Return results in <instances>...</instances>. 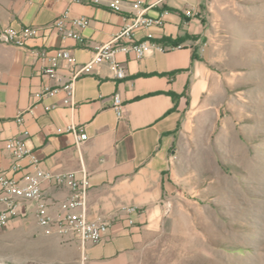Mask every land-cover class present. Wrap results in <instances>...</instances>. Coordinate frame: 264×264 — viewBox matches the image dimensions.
<instances>
[{"label":"crops","instance_id":"obj_1","mask_svg":"<svg viewBox=\"0 0 264 264\" xmlns=\"http://www.w3.org/2000/svg\"><path fill=\"white\" fill-rule=\"evenodd\" d=\"M110 1L0 0V169L11 164L7 140L18 134L15 117L23 112L30 133L27 144L40 166L77 176L85 172L88 217L108 225L100 242H86L83 248L74 234L45 235L37 224L36 202L26 201L4 230L24 237L41 234L44 242L35 244L36 253L30 255L8 245L0 264H182V259L156 257V251L166 249L163 236L173 230L181 235L182 218H189L170 206L167 178L176 131L184 108L203 105L224 87L214 60L213 28L221 23L220 11L244 0H120L119 10H112ZM137 1L148 7L149 16L164 8L170 13L162 26H140L131 36L115 39L125 18L136 12ZM66 10L89 19L85 29L75 28L82 42L62 39L52 27ZM24 26L38 29L22 44L7 38L6 28ZM163 38H181V47L163 51L152 45L141 58L132 50H116L112 57L124 68L122 78L108 60L92 63L77 77L71 105L63 104L64 92L39 101L34 96L52 83L43 69L55 48L72 52L73 64L62 68L69 77L106 44ZM115 94L124 103L120 118L111 106ZM70 126L81 128L86 140L77 144ZM68 192L65 185L44 184L43 200L56 213ZM124 206H135L136 211L128 214Z\"/></svg>","mask_w":264,"mask_h":264},{"label":"rangeland","instance_id":"obj_2","mask_svg":"<svg viewBox=\"0 0 264 264\" xmlns=\"http://www.w3.org/2000/svg\"><path fill=\"white\" fill-rule=\"evenodd\" d=\"M220 14L212 46L224 87L182 112L167 180L171 208L189 218H182V239L179 230L164 235L166 249L156 257L264 264V0L227 5ZM7 227H0L1 255L10 244L35 254L44 242V235Z\"/></svg>","mask_w":264,"mask_h":264},{"label":"built area","instance_id":"obj_3","mask_svg":"<svg viewBox=\"0 0 264 264\" xmlns=\"http://www.w3.org/2000/svg\"><path fill=\"white\" fill-rule=\"evenodd\" d=\"M108 6L112 10H119L120 0H111ZM133 8L136 12L125 18L126 22L115 39L121 36H131L133 30L140 26L146 28L162 26L164 17L170 13L167 8H164L157 16H149L146 14L148 7H142L140 1L134 2ZM186 14H190V12L186 11ZM88 25L89 19L87 17L72 16L66 10L53 22L52 27L58 32L60 38H71L82 42L84 38L76 29L83 30ZM37 29L31 26H24L19 30L8 27L5 29V34L15 44H22L23 40L34 35ZM152 45L163 51L181 47L179 43L164 44L146 40L120 46H114L112 42L100 48L91 62L80 67L69 77L62 72V68L73 64L72 52L65 47L55 48L48 54V63L43 69L44 75L52 83L43 85L34 93V96L39 101L45 97L64 92L63 104L71 105L75 81L81 72L90 70L92 63L108 60L114 68L116 76L122 78L125 76L124 68L113 59V53L116 50L124 52L132 50L138 58H141ZM111 106L116 116L120 118L124 111V103L118 94L113 96ZM15 120L20 126L19 132L7 140L11 164L6 170L0 169V227L9 226L26 201H35L37 224L45 235L74 234L80 240L83 248L86 242H100L107 232L108 225L88 217L89 180L86 173L82 171L81 175L77 176L74 171L52 172L43 169L40 166V159L27 144L30 133L24 126L23 112L18 113ZM70 130L74 133L77 144L86 140V135L81 128L70 126ZM44 184L65 185L69 190L66 198L59 202V211L56 213L51 212L43 200ZM124 209L128 214L136 211L135 206H124ZM127 221L130 224L133 223L131 218H128Z\"/></svg>","mask_w":264,"mask_h":264},{"label":"trees","instance_id":"obj_4","mask_svg":"<svg viewBox=\"0 0 264 264\" xmlns=\"http://www.w3.org/2000/svg\"><path fill=\"white\" fill-rule=\"evenodd\" d=\"M183 40V38H182ZM181 41V38H177L175 40L169 39V38H163L159 40L158 42L164 43V44H178Z\"/></svg>","mask_w":264,"mask_h":264}]
</instances>
